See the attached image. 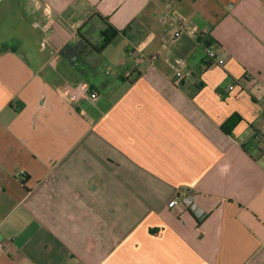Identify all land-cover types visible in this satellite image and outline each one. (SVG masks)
I'll return each instance as SVG.
<instances>
[{
	"label": "crops",
	"instance_id": "obj_1",
	"mask_svg": "<svg viewBox=\"0 0 264 264\" xmlns=\"http://www.w3.org/2000/svg\"><path fill=\"white\" fill-rule=\"evenodd\" d=\"M259 136L264 0H0V264H264Z\"/></svg>",
	"mask_w": 264,
	"mask_h": 264
},
{
	"label": "built area",
	"instance_id": "obj_2",
	"mask_svg": "<svg viewBox=\"0 0 264 264\" xmlns=\"http://www.w3.org/2000/svg\"><path fill=\"white\" fill-rule=\"evenodd\" d=\"M160 23L166 24L168 21V15L164 14L160 17ZM47 25V24H45ZM178 30L175 31L172 34V37H179L181 33H186L189 36H193L194 38H199V43L203 47L204 50V58L207 62L221 66L224 63V60L219 55L217 49L215 48L214 44L209 40H204L206 37L205 32H197L193 29L187 28V21L179 19L176 23ZM45 43L42 42L41 45L43 46ZM51 54V63H55L56 59L58 58V54L54 51H50ZM138 60L141 59V57L137 58ZM185 63L183 60H179L177 63V66L174 68L173 72V80L179 81L183 75L181 71H179L177 68L184 66ZM229 90L233 89V86L228 87ZM59 93L67 99V101L75 102L82 99H90L95 100L97 98V93L94 91H91L89 88V85L86 83H77V84H66L63 87H61L59 90ZM260 137V136H259ZM260 138L264 139V136H261ZM262 167L264 169V160L262 161ZM178 203L184 204L197 218H203V213L200 211L195 203L193 202L192 198L189 195L181 194L177 196L176 198H173L171 201L168 202L167 206L169 208L177 205Z\"/></svg>",
	"mask_w": 264,
	"mask_h": 264
},
{
	"label": "trees",
	"instance_id": "obj_3",
	"mask_svg": "<svg viewBox=\"0 0 264 264\" xmlns=\"http://www.w3.org/2000/svg\"><path fill=\"white\" fill-rule=\"evenodd\" d=\"M98 18L103 22L105 28L100 32L101 41L98 45H93L84 36L80 35L79 39L74 43L66 44L60 51L59 55L62 59L69 62L71 65L80 66L81 68L85 66L84 60L82 58V52L86 47H90L94 50L101 51L106 46H108L120 33L117 29L113 28L107 23V19L98 15ZM77 67V69H80ZM230 120L222 125V129L228 132V124ZM233 123V122H231Z\"/></svg>",
	"mask_w": 264,
	"mask_h": 264
}]
</instances>
